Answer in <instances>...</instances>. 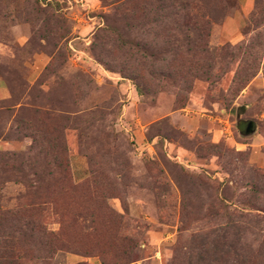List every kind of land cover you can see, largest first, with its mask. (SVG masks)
Returning <instances> with one entry per match:
<instances>
[{"label": "rangeland", "instance_id": "obj_1", "mask_svg": "<svg viewBox=\"0 0 264 264\" xmlns=\"http://www.w3.org/2000/svg\"><path fill=\"white\" fill-rule=\"evenodd\" d=\"M256 3L0 0V264H264Z\"/></svg>", "mask_w": 264, "mask_h": 264}, {"label": "trees", "instance_id": "obj_2", "mask_svg": "<svg viewBox=\"0 0 264 264\" xmlns=\"http://www.w3.org/2000/svg\"><path fill=\"white\" fill-rule=\"evenodd\" d=\"M259 16H264V9L261 7V4L256 3V9L254 14H252L251 16V21H254V19L259 18ZM24 92H26V86L24 85ZM9 92V91H8ZM23 92V93H24ZM28 92L22 94V95H28ZM26 97V96H25ZM10 94L8 99H10ZM9 111V107L5 104V103H0V119L1 116H3L4 114H6ZM1 126V125H0ZM54 169H60L61 167V171L65 173L64 171V166L60 165V164H56L53 165ZM33 204V203H32ZM30 204V205H32ZM241 218V217H239ZM238 216H234V218L231 221V226L230 229H232V235L230 236V239H226L225 242H223L222 240L226 237V235H220V237L215 238L213 240L210 241V244H212V246H217L219 247V255L222 256L223 253H225L226 260L224 261H216L219 264H259V263H255L254 261H251L250 259H243V261H240L239 257L237 256V251H236V246L235 244L232 243V239L236 240L237 239V235L235 234L236 230H238ZM205 245V244H204ZM205 258L200 255L196 261L192 264H204L205 262ZM214 261V264L216 263Z\"/></svg>", "mask_w": 264, "mask_h": 264}, {"label": "water", "instance_id": "obj_3", "mask_svg": "<svg viewBox=\"0 0 264 264\" xmlns=\"http://www.w3.org/2000/svg\"><path fill=\"white\" fill-rule=\"evenodd\" d=\"M252 131H253L252 124L251 123H248L247 124V133L248 132H252Z\"/></svg>", "mask_w": 264, "mask_h": 264}, {"label": "crops", "instance_id": "obj_4", "mask_svg": "<svg viewBox=\"0 0 264 264\" xmlns=\"http://www.w3.org/2000/svg\"><path fill=\"white\" fill-rule=\"evenodd\" d=\"M1 81V80H0ZM4 84V83H3ZM2 84V86H5V85H3ZM5 88H6V86H5ZM7 89V88H6ZM7 96L9 97V92H8V89H7Z\"/></svg>", "mask_w": 264, "mask_h": 264}]
</instances>
